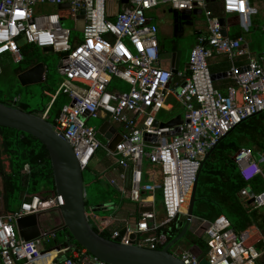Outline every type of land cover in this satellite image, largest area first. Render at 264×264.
Masks as SVG:
<instances>
[{"label": "built area", "instance_id": "obj_1", "mask_svg": "<svg viewBox=\"0 0 264 264\" xmlns=\"http://www.w3.org/2000/svg\"><path fill=\"white\" fill-rule=\"evenodd\" d=\"M107 1L0 0V62L5 57L18 62L24 45L42 51L49 48L60 55L61 79L41 117L46 120L58 94L67 97L54 119L55 130L72 147L82 171L98 153L105 154L109 165L102 172L114 170L116 174L108 183L136 205V232L127 228L126 221H122L126 225L123 229L127 228L128 235L135 234V245L155 250L167 242L166 234H157V230L179 215L187 217L192 188L206 154L241 121L264 112V51L251 55L241 37L222 33L220 19L229 15H235L241 28L249 31L255 10L248 0H116L113 19L109 18ZM63 4L69 7L45 14H37L35 9ZM162 5L178 12L200 9L205 17V33L197 37L188 57V74L173 75L171 68L160 65L159 30L150 12ZM215 5L219 13L214 12ZM67 11L74 18L73 32L62 25ZM77 23H82L80 31H76ZM213 53L223 55L229 63V69L222 73L226 75L218 77L230 82L224 90L212 79L208 59ZM173 76L180 80L178 84L171 85ZM113 79L121 80L128 89L113 87ZM169 97L184 110L178 132L176 127H160L157 120L162 111H168ZM96 118L108 122L120 135L113 151L109 143L115 134L102 142L98 129L87 124ZM234 161L246 184L264 177L263 155L242 149ZM144 162L158 168L160 184L153 176L145 181ZM24 171L29 173V166ZM158 189L164 219L156 223L150 199ZM250 192L244 188L240 197L244 202L252 198L253 209L264 208V191L252 193V197ZM61 205V196L55 194L51 198L33 196L13 212L0 208V264H109L72 241L46 249L55 239L52 232L29 241L19 236L17 219L58 210ZM87 217L96 222L99 232L107 230L109 240L123 230L110 229V223H100L92 214L87 213ZM190 231L205 241L207 249L197 256L181 246L172 247L171 254L183 264H200L204 256L209 264H264V232L255 227L237 233L220 215L214 221L193 217ZM128 235L122 242L127 243Z\"/></svg>", "mask_w": 264, "mask_h": 264}, {"label": "trees", "instance_id": "obj_2", "mask_svg": "<svg viewBox=\"0 0 264 264\" xmlns=\"http://www.w3.org/2000/svg\"><path fill=\"white\" fill-rule=\"evenodd\" d=\"M215 13H219V11L215 10ZM229 37L238 38L241 37V34L239 32L231 33ZM41 62L39 49L33 45H24L21 48L18 62L8 57L1 59L0 104L27 111L26 104L13 102V99L17 97L13 90L14 81L19 84L17 76ZM46 71L44 80L46 87L43 88V91L49 96V100L42 106V109L35 111V115L39 117L52 101L58 88V86L48 84L47 68ZM179 82L180 80L173 76L170 83L174 85ZM4 84L8 86V97H2L1 86ZM67 102L68 99L65 95L58 94L49 107L46 120L53 124L54 119ZM0 136L2 138V153L8 157L10 168V172L3 174L2 177L0 196H3V210L13 212L20 207L24 200L33 196L53 197L55 195L53 176L46 148L34 137L14 129L0 127ZM242 149L250 150L257 156H264V112L254 114L237 124L218 140L210 154L203 159L197 175L193 217L214 221L219 215H224L237 233L250 226H255L258 231L263 233L264 208L253 209L240 197V191L248 188L253 194L262 193L264 177L258 176L247 184L243 181L234 161L235 155ZM25 166H29V173L24 171ZM261 168L264 174V163ZM54 210L58 212V215L53 220L45 218L47 211L39 213L42 234L54 233L55 239L52 242L54 244L72 241L69 231L62 226L59 211ZM185 218V215H179L168 225L157 230V234L165 233L167 237V242L164 245H159L158 249H162L180 233ZM91 227L101 237L110 239L107 231L99 232L92 225ZM72 243L80 247L76 241L73 240ZM177 244L197 256L204 255L207 249L205 241L191 232H187L183 241Z\"/></svg>", "mask_w": 264, "mask_h": 264}, {"label": "water", "instance_id": "obj_3", "mask_svg": "<svg viewBox=\"0 0 264 264\" xmlns=\"http://www.w3.org/2000/svg\"><path fill=\"white\" fill-rule=\"evenodd\" d=\"M124 2L126 0H123ZM69 7L68 4L59 5L58 9L63 10ZM83 13V11L81 12ZM168 13L172 16L174 23V36L177 37L178 22L189 20L192 16L202 14L200 9L194 11L178 12L169 9ZM65 18H62L64 21ZM220 24L223 27V36H227L226 18L220 19ZM82 23L76 24V31H80ZM177 32V33H176ZM51 49L46 48L43 52H49ZM181 52L177 51L171 54V72L173 75L178 73V66ZM189 69V66H186ZM46 74V68L43 63H38L32 68L20 73L17 80L21 86H29L44 82L43 76ZM225 76L226 74H222ZM220 75L212 74V79L215 80ZM188 121H186L187 123ZM182 124L181 116L177 115L172 120L161 123L160 127H176ZM0 127L10 128L16 131L28 134L37 139L47 150L50 167L53 176L54 191L57 196H61L62 205L58 211L61 216L62 226L66 228L72 239L81 247L86 249L92 256L100 261L109 264H183L178 258L174 257L170 250L175 246L184 235L190 231L191 220L193 218V207L197 187V178L192 188V193L188 203L187 221L182 227L180 233L168 242L162 249H148L135 245V234L128 235L127 228L123 229L119 236L114 240H109L101 237L91 227L87 212H86V187L83 179L82 169L75 157L72 147L59 134L53 124L42 117L36 116L32 112L22 111L16 108L8 107L0 104ZM108 130V131H107ZM116 129L108 122L102 123L98 128V134L109 140ZM120 141V135L115 134V137L109 143V149L113 151L116 144ZM210 150L205 157H207ZM198 177V176H197ZM252 192L249 196L252 197ZM253 199L247 201L250 205ZM39 214H32L17 219L16 228L19 236L25 240H34L40 238L42 230L39 225ZM128 235L127 243L122 242V239ZM200 264H209L207 257L200 260Z\"/></svg>", "mask_w": 264, "mask_h": 264}, {"label": "rangeland", "instance_id": "obj_4", "mask_svg": "<svg viewBox=\"0 0 264 264\" xmlns=\"http://www.w3.org/2000/svg\"><path fill=\"white\" fill-rule=\"evenodd\" d=\"M264 1V0H263ZM257 7H259V14L257 16H252V27L250 28V33H244L243 35L248 40H253V44L256 46L255 50L258 51L260 46L264 45V32L262 27L264 26V6H262L260 0H255ZM262 2V1H261ZM263 3V2H262ZM116 0H108L107 1V10L109 13H115L118 7H115ZM164 7V8H163ZM165 5L159 6L157 8L158 16L162 17V21L165 23L164 28L170 27L171 22V15L167 12L168 8ZM35 9H41V11H37V14H45L50 11V8L44 7H37ZM63 15L65 16V20L63 21V27L70 29L72 32L75 30V22L73 15L70 12H64ZM232 16H227V26H229V32L232 33L233 30L238 31V21L233 18ZM206 28L205 17L203 14L198 15L196 17L195 23L192 26L187 28L186 34L180 37L177 41H179V48L177 51L183 52L182 61L188 64V57L190 54V50L193 46V35L189 33L190 30H204ZM176 41V42H177ZM164 45V54L162 55L163 58L167 57L165 51L170 50L168 48L169 42L166 38L163 39ZM39 55L41 58V63L44 64L45 68L48 70V84L58 86V82L61 79V75L58 71V65L60 61V55L54 52H43L39 49ZM47 72V71H46ZM19 83V82H18ZM112 86L116 88H120L121 90H127L128 86L118 79H113ZM46 87L45 81L43 83L29 85V86H21L14 81L13 90L15 91L17 97L19 98V102L24 103L27 105V112L38 111L42 109V106L47 104L49 100V96L45 94L43 88ZM8 86L5 84L1 86V90L3 91L2 97H8L7 94ZM4 95V96H3ZM183 108L179 105H175V109L173 112H166L162 111L157 120L160 123H166L172 120L175 116L182 114L183 115ZM104 120L96 118V119H89L87 124L93 128H99ZM98 138L104 142V138L98 135ZM143 170L144 173H148L149 179L154 176L156 180L160 178L159 171L154 166H151L144 162ZM109 165V160L105 156L104 153H98L95 159L90 163L89 167L82 171L83 179L86 187V212L88 214H92L94 216H98L99 222L103 223L104 221L108 220L110 216L115 213L114 207H120L121 203H129L125 201L123 198L125 196L119 192H117L109 183L107 178L105 177V173L102 172V169L107 168ZM148 182V181H146ZM1 188V187H0ZM112 205L113 208H106V209H98L94 210L97 206ZM58 215L56 210H49L45 214V218L47 217L49 220H53L55 216ZM105 219V220H104ZM90 225L96 227V222L91 218L88 219ZM187 218H185L184 224L186 223ZM184 226V225H183ZM73 241V240H72ZM183 241V238L180 240ZM179 241V242H180ZM51 241L47 246L46 249L54 247L57 244L52 243ZM176 244L173 247H176ZM171 251V250H170Z\"/></svg>", "mask_w": 264, "mask_h": 264}, {"label": "crops", "instance_id": "obj_5", "mask_svg": "<svg viewBox=\"0 0 264 264\" xmlns=\"http://www.w3.org/2000/svg\"><path fill=\"white\" fill-rule=\"evenodd\" d=\"M248 2L250 4L251 8H253L255 10V14L252 15V16H257L259 14L260 10H259V7H257V5H256L255 0H248ZM259 3L262 4L261 7L264 6V1L263 0H260ZM37 7L50 8V11L48 13L59 11L58 7H55V6H52V5L37 6ZM115 7H117V6L115 5ZM213 8H214V12H215V10L219 11V8L217 7V5H215ZM38 10L41 11V9H36V11H38ZM168 10H167V12H168ZM150 15L153 16L154 22L157 24L158 30H159V32H158V42H159V51H160V65H161V67H164V68H170L171 54L174 53V52H177V50L179 48V41H177V40L180 37H182L184 34H186V32L184 34L183 33L182 34L181 33L180 34L177 33L178 36L175 37L174 36V34H175L174 28L172 27L173 26L172 25L173 24V20L172 19H171V22L169 23L170 27L165 29L164 28L165 23L162 21V17L158 16L159 14L157 13V9L152 10L150 12ZM230 16H232L233 18L237 19V17L235 15H230ZM252 16H251V18H252ZM114 17H115V13H109V18L113 19ZM226 18H227V16H226ZM233 18H231V19H233ZM236 25H238V31L233 30L232 34H234L236 32H239L241 34V38L243 39V44L242 45H243V47H245L250 52L251 55H259L262 51H264V45L260 46V48H258V51H256L255 50L256 46L253 44V40H248L243 35L244 33H248V34L250 33V28L253 25L252 19H251V26H250L248 32H245L241 28V26L239 24L236 23ZM226 30H227V35L229 37L231 35V33L229 32V26H227V19H226ZM263 32H264V30H263ZM189 33H191L193 35V46H194L196 44L197 37L204 35L205 29L204 30L200 29V30H197V31L189 29ZM164 38H166L168 40V42H169L168 48L170 49L168 51H165V53L167 54V57H165V58H163V56H162L164 54V51H163L164 50V45H163V39ZM182 58H183V52H181L179 66H178V72L179 73L188 74L186 72V71H188V69L186 68V66L188 64L186 62H183ZM240 62L243 63V60H240ZM208 63H209V68H210L212 74H215V75H221L224 71L229 69V63H228V61L226 60V58L223 55H219V54L213 53L212 56L208 59ZM237 63H239V61ZM229 83H230L229 80H222L220 78H216L215 79V86L217 88L221 89V90H224L225 87L227 86V84H229ZM175 105H178V104L175 103L173 98L169 97L167 99V105H166V108L168 109L167 112H171V111L173 112V110L175 109ZM180 115H182V114H180ZM1 144H2V138L0 136V187L2 188V177H3V174L9 173L10 172V168H9V159H8V157L5 155V153H2L3 149L1 147ZM151 166H153V165H151ZM155 168H157V167H155ZM157 170H158V168H157ZM110 171L111 172H109V173L108 172L105 173L106 174L105 177L107 178V180L110 177L116 176L114 170H110ZM144 175L148 176V173L147 174L144 173ZM159 175H160V173H159ZM145 181L149 182V177H148V179H145ZM155 183L157 185L161 183V176H160V178L158 180H156V178H155ZM1 188H0V190H1ZM123 199L125 201H128L129 203L128 204L127 203H121L120 207H118V208L114 207L115 213L112 216H110V218L108 220H106L104 222H107V223L111 224L110 229H115L117 227H121V229H123L126 225L123 224L122 221H126L127 222V228L131 232L135 233L136 232L135 226H136V221H137L136 205L133 202H131L130 200L126 199V198H123ZM150 200L154 204L153 210H154V213L156 215V223H159V222H161L164 219V212H163V207H162V204H161L160 189H158L154 193V195L152 196V198ZM0 208L3 209V196L2 195L0 196ZM101 208H103V209L113 208V206L111 204L108 205V207L106 205L97 206L94 210H98V209H101ZM96 217H98V216H96ZM99 219L100 218L98 217V220ZM250 227H255V226H250ZM250 227H248V228H250ZM192 228H194V225H192ZM188 232H191V231H188Z\"/></svg>", "mask_w": 264, "mask_h": 264}, {"label": "flooded vegetation", "instance_id": "obj_6", "mask_svg": "<svg viewBox=\"0 0 264 264\" xmlns=\"http://www.w3.org/2000/svg\"><path fill=\"white\" fill-rule=\"evenodd\" d=\"M196 17L197 16H192L189 20H186V21H179L178 23V30L177 32H181V34L185 33L187 31V28L189 26H192L194 23H195V20H196ZM174 26V23L172 24ZM172 26V27H173ZM175 32V31H174ZM176 32V33H177Z\"/></svg>", "mask_w": 264, "mask_h": 264}]
</instances>
